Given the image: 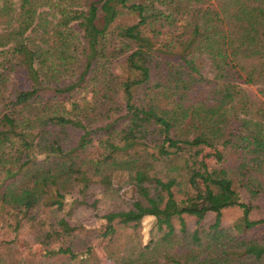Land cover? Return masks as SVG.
Instances as JSON below:
<instances>
[{
  "label": "trees",
  "instance_id": "obj_1",
  "mask_svg": "<svg viewBox=\"0 0 264 264\" xmlns=\"http://www.w3.org/2000/svg\"><path fill=\"white\" fill-rule=\"evenodd\" d=\"M0 30V264H264V0H0Z\"/></svg>",
  "mask_w": 264,
  "mask_h": 264
},
{
  "label": "rangeland",
  "instance_id": "obj_2",
  "mask_svg": "<svg viewBox=\"0 0 264 264\" xmlns=\"http://www.w3.org/2000/svg\"><path fill=\"white\" fill-rule=\"evenodd\" d=\"M15 3H18V0H13ZM73 28L77 31V33L80 35V38H83V33L80 27L77 24H73ZM1 32V30H0ZM39 36L38 32H35L33 34L34 37ZM204 73L207 76H210L209 73V66H206V69L204 70ZM248 94L251 98L257 99L260 97L259 95V87L253 86V85H246L244 86ZM222 149L221 148H213L210 146H206L201 161L202 163L208 165L211 169H216L220 167V160L219 156L221 155ZM116 205V201L112 200V198H108L107 200H104L101 208L103 211H109L110 209H113ZM82 219H84L88 224H90L93 220V216L90 212H83L81 214ZM238 217V212L236 211H229L226 215V219L228 222L233 221L235 218ZM93 223V222H92ZM3 241V236L0 235V243ZM13 247H16V254L18 257L25 259L28 256H33L35 258H38L39 255L44 253L42 248L39 246L31 245L29 242H27L24 239H20L17 241L16 244L12 245ZM96 248V254L101 259L102 264H115L112 260H110L107 256V253L105 251V241H100L95 244ZM33 259V258H32Z\"/></svg>",
  "mask_w": 264,
  "mask_h": 264
}]
</instances>
